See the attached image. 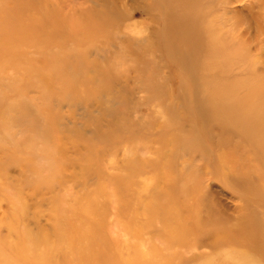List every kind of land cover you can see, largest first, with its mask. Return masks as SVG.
Instances as JSON below:
<instances>
[{
	"label": "rangeland",
	"instance_id": "obj_1",
	"mask_svg": "<svg viewBox=\"0 0 264 264\" xmlns=\"http://www.w3.org/2000/svg\"><path fill=\"white\" fill-rule=\"evenodd\" d=\"M261 137L264 0H0V264H264Z\"/></svg>",
	"mask_w": 264,
	"mask_h": 264
},
{
	"label": "bare ground",
	"instance_id": "obj_2",
	"mask_svg": "<svg viewBox=\"0 0 264 264\" xmlns=\"http://www.w3.org/2000/svg\"><path fill=\"white\" fill-rule=\"evenodd\" d=\"M256 132H257V130H254L253 133H256ZM259 139H260V142L263 140V141L261 142V145L264 147V145H263V144H264V139H263V137H261V138H259Z\"/></svg>",
	"mask_w": 264,
	"mask_h": 264
}]
</instances>
